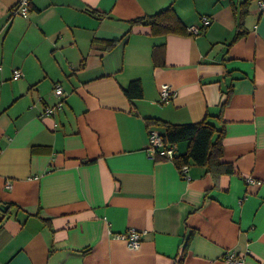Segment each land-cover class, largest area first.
I'll use <instances>...</instances> for the list:
<instances>
[{
  "label": "crops",
  "instance_id": "0c3cea01",
  "mask_svg": "<svg viewBox=\"0 0 264 264\" xmlns=\"http://www.w3.org/2000/svg\"><path fill=\"white\" fill-rule=\"evenodd\" d=\"M20 1L0 0V264H224L229 250L264 264L259 1L30 0L26 18L12 15ZM169 7L187 30L210 24L198 36L131 25ZM164 84L175 95L161 102ZM205 118L230 172L191 164L184 179L147 154L155 120ZM129 230L137 250L118 238Z\"/></svg>",
  "mask_w": 264,
  "mask_h": 264
},
{
  "label": "trees",
  "instance_id": "16d2710c",
  "mask_svg": "<svg viewBox=\"0 0 264 264\" xmlns=\"http://www.w3.org/2000/svg\"><path fill=\"white\" fill-rule=\"evenodd\" d=\"M91 15L101 19L103 13L97 10H91ZM131 25L146 26L150 29L153 36L178 34L187 35L188 31L180 22L178 16L172 7L162 10L153 15L137 18L131 21ZM116 45V41L109 42L106 49L110 50ZM157 49L153 55H156ZM125 95L129 99H140L142 97V88L139 82H131ZM64 94V92H63ZM155 124L164 128L161 134L166 143L178 144L188 143L187 151L183 155L175 156L174 164L177 169L184 165H196L206 167L209 171L215 169L230 172L229 165L223 160V131L217 130L205 118L199 123L174 125L159 120H155ZM1 203V202H0ZM189 239L187 240V244ZM184 255V252H183ZM182 264V258L179 261Z\"/></svg>",
  "mask_w": 264,
  "mask_h": 264
},
{
  "label": "built area",
  "instance_id": "2783aa9c",
  "mask_svg": "<svg viewBox=\"0 0 264 264\" xmlns=\"http://www.w3.org/2000/svg\"><path fill=\"white\" fill-rule=\"evenodd\" d=\"M260 8L264 10V0H258ZM30 10V0H21L18 6L13 10L12 15H19L21 17L26 18L29 14ZM203 28L209 26L210 20L207 17L202 18ZM203 28L190 27L187 31L194 35L198 36L202 33ZM22 76L21 70L17 69L13 72V79H19ZM54 94L57 97H63V90L61 87L56 86L54 89ZM175 95L174 90L169 86L164 84L160 88V101L166 102L171 99ZM63 101H59L55 106L45 108L44 114L49 116L54 114L55 111L62 109ZM177 147L175 144L166 143L163 140V137L160 133L155 130H148V146L146 148V152L152 159H167L174 163L176 156ZM188 165L182 166L179 170L180 175L184 179H189L188 176ZM251 179V178H250ZM253 181V180H252ZM141 232L135 230H129L124 234L118 235V238L126 241L128 248L131 250H137L141 244ZM222 260L224 264H246L245 260L240 257L234 250H229L225 252Z\"/></svg>",
  "mask_w": 264,
  "mask_h": 264
},
{
  "label": "water",
  "instance_id": "95a60500",
  "mask_svg": "<svg viewBox=\"0 0 264 264\" xmlns=\"http://www.w3.org/2000/svg\"><path fill=\"white\" fill-rule=\"evenodd\" d=\"M0 210H1V213H5L6 212V208H0Z\"/></svg>",
  "mask_w": 264,
  "mask_h": 264
}]
</instances>
